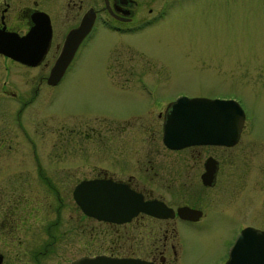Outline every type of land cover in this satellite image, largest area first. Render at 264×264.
Wrapping results in <instances>:
<instances>
[{
    "label": "rangeland",
    "instance_id": "1",
    "mask_svg": "<svg viewBox=\"0 0 264 264\" xmlns=\"http://www.w3.org/2000/svg\"><path fill=\"white\" fill-rule=\"evenodd\" d=\"M102 6L96 0L95 9ZM133 8L137 31L119 34L96 23L94 37L82 45L54 86L45 82L49 57L25 67L0 55V193H8L26 160L32 204L49 205L39 216L33 210L37 222L20 235L19 246L18 237L12 246L1 242L2 264H35L31 255L37 258L49 244L41 264H68L82 256H123L129 249L145 257V249L159 246L170 231V221L141 216L126 225L103 224L74 212L70 194L77 181L101 172L136 182L137 176L120 166L125 159L141 158L146 164L152 157L160 170L166 155L187 159L190 151L168 152L157 140L159 114L176 94L233 99L244 112L245 126L232 149L223 155L200 152L222 156L221 169L230 173L202 191L203 204L200 199L192 205L204 214L199 228L181 225L186 247L179 264H221L227 223L215 197L222 189L236 191L238 181L240 188L245 187L252 167L264 166V0H137ZM70 25L58 18L54 29L62 32ZM138 76L144 88L139 87ZM92 127L100 133L95 139ZM108 127L111 130L105 131ZM177 164L182 175L173 176L167 188L160 186L152 196L173 203L185 191H197L198 178L188 172L189 165ZM14 166L18 170L9 172ZM261 184L264 196L263 180ZM58 199L65 205H58ZM56 205L60 221L53 219ZM48 212L45 225L38 224ZM259 227L264 229L261 223Z\"/></svg>",
    "mask_w": 264,
    "mask_h": 264
},
{
    "label": "flooded vegetation",
    "instance_id": "2",
    "mask_svg": "<svg viewBox=\"0 0 264 264\" xmlns=\"http://www.w3.org/2000/svg\"><path fill=\"white\" fill-rule=\"evenodd\" d=\"M103 3L102 8L99 11L95 9V2L96 0H87V2L82 7L83 0H0V28H4L5 31L16 33L18 35H23L26 33L29 28L32 26L31 15L35 12H43L49 18L50 24V38L47 50L41 60L40 63L43 61L46 62L48 57L50 58V62L52 63L55 57L57 56L60 47L63 43L64 37L67 32L78 25L81 17L85 12H92V24L89 31L85 34L82 38L80 43L78 44L77 48L74 51L72 59L66 68L65 72L68 70L71 63L76 59L77 53L79 49L82 47L84 43L87 42L88 39H92L95 35V28L96 23H100L104 25L106 28L111 30L112 32H116L119 34L125 33H133L137 31L136 29L139 27H134V23L137 22L134 20V5L137 0H101ZM97 11V12H96ZM150 11V10H148ZM104 15L108 18V21L102 19L101 15ZM65 18L68 22H71L69 28L64 31H56L57 27L54 29L55 22L58 18L61 19ZM149 20V18H146ZM112 22V23H111ZM142 23L145 21L142 19ZM119 23H124L123 27L119 26ZM143 27V26H142ZM53 51L54 54H51ZM22 65V64H20ZM64 72V74H65ZM63 74V75H64ZM63 77V76H62ZM42 77L39 78V80ZM140 79L138 76L137 79ZM138 79V85L140 88L145 87V82ZM183 94H176L171 101L166 103L163 106L162 111L159 114V121L157 122V129L159 133L158 141L164 150L168 152H180L183 150L190 151L189 157L186 159L177 158L174 159L171 155H166L164 159L161 161L165 164L164 167L160 170L159 162L153 160L152 157L146 160V164H143L141 158L137 159H125L120 163V166L123 168H129V172L132 174L131 177L136 178V182H131L129 179H119V176L113 173H106L101 172L102 174H95L94 176L83 178V179H110L116 182L123 183L130 191L138 194L141 196L142 201H150L156 200L161 203V205H165L173 210V215L170 218H153L142 213H138L134 217H132L128 222L123 223L122 225H126L133 221L134 219L146 216L147 218L154 219L156 221H163L167 222L170 221L171 227L169 233L167 235L162 236L160 239V244L154 245V247H148L144 250L145 257L135 256L134 253L136 252L135 249L127 250V253L123 252V256H118L115 254L104 255L110 258H139L145 261L151 262L153 264H179L180 258L183 255L184 248L186 244L184 243L185 240H182V226L185 227H192V228H199L197 223L202 220L203 212L199 218L195 220H185L179 218L176 213L175 209L181 206H185L191 209L198 210L192 205H196L202 199V204L205 200V194L202 191L212 188L218 182V178L225 177L228 173L226 171H222L221 166L223 157L218 156L216 154H201L202 150H211L217 151L223 155L224 151H229L232 149L240 140L241 133L243 132V128L239 134L237 141H235L231 145H189L184 148L180 149H169L162 144L161 141V128L163 126L164 119L166 115L170 111V104L171 102L177 97ZM145 108H150L146 106ZM146 112V111H145ZM146 126V125H145ZM111 130L110 127L105 128V131ZM91 137L95 139L100 134L98 132V128L92 127L90 129ZM153 141V140H152ZM148 147L149 143H148ZM154 141L151 148H154ZM220 154V155H221ZM226 158V157H224ZM29 163L31 165V160L28 158ZM26 163V168L23 166V172H20L16 179L13 180V185L7 194L0 193V245L1 242L4 244L3 246H12L14 243V239L18 237V240H15L19 246V243H22V238L20 235H24L31 231L32 222H37V216L42 214V210L49 207V205H39V204H32V193L30 190L31 187V171L29 165H27V161L24 160ZM180 163H187L189 165L188 172L192 173V177L198 178V186L197 191H185V195L183 197H176L177 199L173 203H168L164 198H159L156 196H152V192L158 191L161 187L167 188V181L171 180L173 176H180L182 175L181 171L178 170V164ZM253 162V161H251ZM250 162V164H251ZM249 170L250 165L248 162ZM12 167V166H11ZM10 167V168H11ZM22 167V166H20ZM257 165L252 167V173L248 176L249 180L245 187H239L241 184L238 181V189L236 191L225 192V190H221V196L215 197L216 204L220 205V215L226 221V228H227V236L228 239L225 238L223 243V251L221 253V264H227L231 262V264H239L240 259L237 260V257L241 254L243 256V261L251 262L254 261V257H252V250H259L261 255V260L264 264V229L259 227V223L261 226L264 225V205H261L262 200H264V196L261 194L262 184L261 181L263 180L264 184V166L262 169H257ZM18 167L14 166L9 170L10 171H17ZM248 170V171H249ZM124 171V170H123ZM8 173V172H7ZM38 178L43 181L44 183H50L49 180H43L42 176L37 175ZM243 176V175H242ZM245 176V175H244ZM231 179L233 177H230ZM3 178H0V181ZM39 179H36L40 182ZM82 180V179H80ZM79 180V181H80ZM10 181V180H9ZM46 181V182H45ZM77 181V182H79ZM220 181L218 184H220ZM76 182V183H77ZM152 182H155L157 186L153 185ZM75 183V184H76ZM189 183V182H188ZM187 183V184H188ZM74 184V185H75ZM221 184H226L225 181H222ZM73 188V186H72ZM71 188V190H72ZM147 188L148 190H146ZM146 190V191H145ZM244 190V191H243ZM246 191V192H245ZM71 197V194H70ZM72 201V198H71ZM240 201H245L243 205H239ZM35 205V207H33ZM58 205H65L63 202H59ZM58 205L55 206L52 215L54 221H57L62 218V215L59 216V208ZM67 205V203H66ZM176 205V206H172ZM72 206L75 207L74 212L79 210L76 204L72 201ZM63 209V208H62ZM33 210H35L36 214L33 216ZM58 211V212H57ZM65 213V212H63ZM81 213V212H80ZM50 212L46 213L44 217L41 219V223L38 224L45 225V223L49 219ZM82 216H84L82 214ZM85 218L96 221L93 218L86 217ZM262 219V220H261ZM99 222V221H96ZM107 225L117 226L120 224H113V223H105L100 222ZM258 224V225H257ZM249 228L253 230V232L244 237L242 242L240 243V247L237 250V253L232 257L229 255V250L237 237V235L241 232V230ZM167 230V229H166ZM226 236V237H227ZM153 245V244H152ZM43 246V245H41ZM52 246V244L48 245V248ZM138 247V246H137ZM48 248L43 249L40 251V255L37 258L31 259L35 264H41L39 260L48 254ZM246 254V255H245ZM27 256V254H25ZM253 258V259H252ZM4 262V256L0 252V264ZM71 262V261H70ZM68 262V264L70 263Z\"/></svg>",
    "mask_w": 264,
    "mask_h": 264
},
{
    "label": "water",
    "instance_id": "3",
    "mask_svg": "<svg viewBox=\"0 0 264 264\" xmlns=\"http://www.w3.org/2000/svg\"><path fill=\"white\" fill-rule=\"evenodd\" d=\"M91 15L92 13L86 12L79 25L67 33L60 53L49 70L46 78L47 84L54 85L60 80L78 43L89 30ZM31 21L33 25L22 36L0 28V55L27 66H35L39 63L48 45L50 26L48 17L41 12L32 14ZM243 118V111L234 100L180 96L170 104V111L164 119L162 142L171 149L193 144L230 145L238 137ZM72 197L85 215L109 223L127 222L138 212L157 218H167L173 215L172 210L161 205L160 202H143L140 195L133 193L122 183L111 180L81 181L74 187ZM176 214L181 219L195 220L200 216V211L179 207L176 209ZM251 233L252 231L249 230L240 232L232 248L233 256L237 253L242 239ZM258 251V249L252 250L255 263L253 261L251 264H262ZM242 258L240 254L236 261L240 259L239 264H249ZM69 264L151 263L138 259L93 256L80 257Z\"/></svg>",
    "mask_w": 264,
    "mask_h": 264
}]
</instances>
